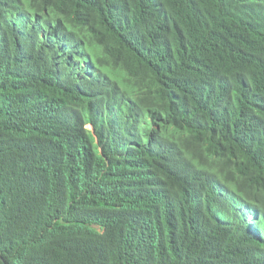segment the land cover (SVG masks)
Listing matches in <instances>:
<instances>
[{
	"label": "trees",
	"instance_id": "trees-1",
	"mask_svg": "<svg viewBox=\"0 0 264 264\" xmlns=\"http://www.w3.org/2000/svg\"><path fill=\"white\" fill-rule=\"evenodd\" d=\"M0 264H264V0H0Z\"/></svg>",
	"mask_w": 264,
	"mask_h": 264
}]
</instances>
